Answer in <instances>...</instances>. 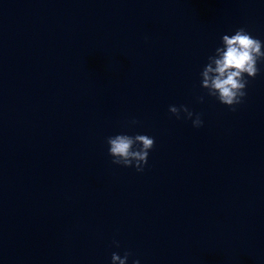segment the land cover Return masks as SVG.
I'll return each mask as SVG.
<instances>
[{"label":"clouds","instance_id":"1","mask_svg":"<svg viewBox=\"0 0 264 264\" xmlns=\"http://www.w3.org/2000/svg\"><path fill=\"white\" fill-rule=\"evenodd\" d=\"M262 49L264 42L254 38L245 28L237 29L231 36L223 35L222 47H217L215 54L208 57V63L201 72V87L207 90L209 96L235 110V106L246 96L248 78L254 79L260 72L258 62L264 61ZM169 112L178 119L183 112L185 118L192 120L195 128L203 125L200 114H195L193 119L194 113L185 105H170ZM107 144L108 154L114 165L134 167L137 172H143L149 153L155 147V138L142 134H117L109 136ZM114 244L119 247L118 241H114ZM129 255L130 253L125 252L121 257L114 252L111 257L112 264H126ZM133 264H140V261L134 260Z\"/></svg>","mask_w":264,"mask_h":264}]
</instances>
